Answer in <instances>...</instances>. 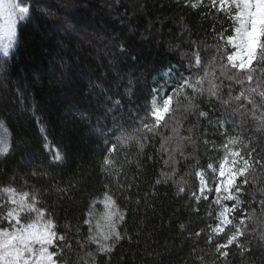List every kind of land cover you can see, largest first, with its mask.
<instances>
[{
	"label": "trees",
	"instance_id": "trees-1",
	"mask_svg": "<svg viewBox=\"0 0 264 264\" xmlns=\"http://www.w3.org/2000/svg\"><path fill=\"white\" fill-rule=\"evenodd\" d=\"M18 2L30 4L31 12L18 26L14 50L0 53V122L9 133V152L0 155V204L3 189L12 187L42 205L69 241L62 253L57 249L60 264H93L89 252L95 264H264V129L234 101V83L216 71L218 96L188 89L187 97L173 96L170 112L146 140L118 139L142 138L140 122L152 123L154 98L162 103L181 76L200 79L208 64L221 62V29L225 37L234 34V22L209 0L199 8L190 0ZM256 77L264 81L259 71ZM229 135L240 137L243 143L232 147L241 152L254 147L259 163L232 215L234 224L245 221L239 238L245 247L234 244L222 260L215 239L205 242L214 208L191 193L199 194L196 172L223 156ZM162 172L171 178L157 185ZM104 192L125 212L118 227L131 237L110 257L87 241L90 226L83 223L91 209L92 232L97 220L104 225Z\"/></svg>",
	"mask_w": 264,
	"mask_h": 264
},
{
	"label": "snow or ice",
	"instance_id": "snow-or-ice-1",
	"mask_svg": "<svg viewBox=\"0 0 264 264\" xmlns=\"http://www.w3.org/2000/svg\"><path fill=\"white\" fill-rule=\"evenodd\" d=\"M203 0L189 2V6L199 8ZM209 6L223 13L234 22V34L224 35L223 29L219 39L223 41L222 45L217 46V53L220 63V74L226 76L228 80L235 81L237 84L244 85L248 82V87H243L239 95L233 99L240 101L244 98L253 106L252 116L257 121L258 127L264 129V112L256 114V104L252 99L253 94H258L264 101V89L261 85L264 83L256 77L257 71L264 77V0H209ZM31 12L30 4L18 2V0H0V42L3 44L5 55L9 54V49L14 45L17 35V25L19 22L28 18ZM230 46V50L228 49ZM226 61V63H225ZM193 62L199 66L201 59L198 53L193 55ZM192 67V63L189 64ZM170 71V70H169ZM231 71V74H229ZM207 76V73L205 74ZM255 79V86H251ZM204 77L193 80L191 76H181L174 86L172 94L159 99H153L150 116L152 123L141 120V128L145 135L135 137L132 135L121 136L124 143L132 140L147 139V133H151L157 126L165 120V115L170 112L173 103V96H188L186 90L190 89L193 93L202 94L207 91L211 96H218L219 85L215 83V76L208 81L207 89L204 88ZM163 89H158L159 91ZM224 103H228L225 101ZM239 108H237V111ZM202 117H207L208 113L200 111ZM136 131H140L137 129ZM185 139H190L186 137ZM205 145L214 142L205 140ZM243 143L239 136L229 135L227 141L222 145L224 148L223 156L215 162L207 163L206 168H201L196 172L199 177V194L191 193L194 200L199 203L201 199L208 200L209 196L214 195L215 199L210 204L218 206V215L215 217L217 223L209 226V232L206 234L205 242L212 244L215 239L214 249L218 258L226 260L230 254L229 250L234 244L241 249L245 245L240 243L239 238L245 235V221L240 220L234 224L235 219L232 214L240 208L243 201L240 199V193L245 185L248 184V175L254 165L259 163L253 159L255 148L250 145H244L247 152H241L233 145ZM144 144L140 143V150L143 151ZM115 151V145L113 146ZM9 152V145L0 141V155ZM54 159H62L59 153L54 154ZM111 160H105V164H111ZM165 163H168L165 161ZM264 167V163H261ZM210 170V171H209ZM168 173L162 172L160 177L155 180V184H160L162 179L167 182L170 179ZM239 181V182H238ZM8 194L5 202L0 204V210H6L5 214L0 215V264H60L57 249L62 253L63 247L70 246L65 234L57 231L56 222L48 218L44 207L38 206L34 199H30L28 192L18 193L15 188L6 187L3 189ZM185 188L180 187L179 192H184ZM105 211L102 219L105 222L101 225L100 220L95 222L96 231L92 232L93 211L90 209L87 218L83 220L84 224L90 226L87 235V241L97 245V252L110 257L117 243L124 239H131L127 232H122L119 225L125 221V212L117 204V200L109 192L103 193ZM233 201L231 207L226 203ZM140 201H137L139 203ZM264 205V200L260 201ZM198 211L199 209H193ZM34 214V215H33ZM231 217V218H230ZM7 222L8 227L2 225ZM183 228V225H181ZM79 232V228H77ZM204 232V229H201ZM199 238L200 232L193 234ZM222 238V242H221ZM264 240V235L261 236ZM79 243V242H77ZM95 264L93 253H88Z\"/></svg>",
	"mask_w": 264,
	"mask_h": 264
},
{
	"label": "rangeland",
	"instance_id": "rangeland-1",
	"mask_svg": "<svg viewBox=\"0 0 264 264\" xmlns=\"http://www.w3.org/2000/svg\"><path fill=\"white\" fill-rule=\"evenodd\" d=\"M22 22V21H21ZM21 22H19L18 23V25H17V29H18V26H19V24L21 23ZM6 43V41H4V42H0V53L1 54H3V55H5V53H4V50H3V44H5ZM16 43H17V35H16V37H15V42H14V45L9 49V54L14 50V48H15V46H16ZM8 54V55H9ZM220 63L221 62H219V63H217V64H208V69H207V71L203 74V75H201V77H204V80H205V82H204V85H208V81L209 80H211V79H213V75L214 76H216L215 75V72L216 71H219L220 72ZM225 63H226V61H225ZM203 65V64H202ZM203 67H205V68H207V64H205V65H203ZM207 73V76L205 75ZM229 74H231V71H229ZM196 75V77L199 75L198 73L197 74H195ZM226 79H225V81H228V79H227V77L226 76H224ZM264 78V77H263ZM196 79H198V77L196 78ZM230 81V80H229ZM232 83H234L235 85H236V87H237V89H236V92H235V95H237L239 92H240V88H239V84H237L235 81H231ZM215 83L217 84V85H219L217 82H216V77H215ZM251 86H255V79H254V81L252 82V85ZM243 87H246V85H243ZM262 87V89H264V84L261 86ZM222 91H224L225 92V89H223ZM235 97V96H234ZM252 99L254 100V102H255V104H256V109H255V111H256V114L257 115H259L261 112H264V101H262L261 100V98L259 97V95L258 94H253V96H252ZM234 101H235V99H234ZM239 104H240V106L241 107H244V108H247V109H249V111H248V113L250 114V116L252 117V119H254L255 120V118L252 116V111H253V106L251 105V104H249L248 103V101L247 100H240V101H237ZM237 104V103H236ZM238 105V104H237ZM257 122V121H256ZM0 141H2V142H6L7 144H9V133H8V131H7V129L2 125V123L0 122ZM200 171V170H199ZM210 171V170H209ZM197 179H198V181H199V177L197 176ZM7 196H8V194H7ZM215 199V196L214 195H212V196H209L208 197V200L209 201H213ZM228 205H229V207H231V205H230V201H228V202H226ZM212 206H213V208H214V214H213V226L217 223V220L215 219V217L218 215V206H216V205H214V204H212ZM234 214V213H233ZM232 214V215H233ZM34 215V214H33ZM231 218V217H230ZM6 225H8V223L6 222Z\"/></svg>",
	"mask_w": 264,
	"mask_h": 264
}]
</instances>
